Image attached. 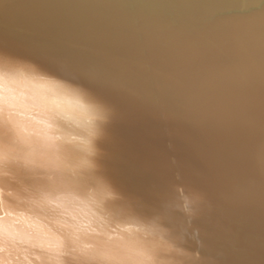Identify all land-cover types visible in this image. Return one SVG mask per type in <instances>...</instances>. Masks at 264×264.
<instances>
[{
  "label": "bare ground",
  "instance_id": "bare-ground-1",
  "mask_svg": "<svg viewBox=\"0 0 264 264\" xmlns=\"http://www.w3.org/2000/svg\"><path fill=\"white\" fill-rule=\"evenodd\" d=\"M0 52L78 91L70 127L105 118L98 163L124 196L160 211L172 186L204 194L187 247L208 264L264 262V198L241 194L264 129V5L0 0Z\"/></svg>",
  "mask_w": 264,
  "mask_h": 264
},
{
  "label": "clouds",
  "instance_id": "clouds-1",
  "mask_svg": "<svg viewBox=\"0 0 264 264\" xmlns=\"http://www.w3.org/2000/svg\"><path fill=\"white\" fill-rule=\"evenodd\" d=\"M79 102L66 82L0 52V264H208L187 247L204 194L172 186L160 211L124 196L98 163L105 118L70 127ZM260 135L246 198H264Z\"/></svg>",
  "mask_w": 264,
  "mask_h": 264
}]
</instances>
